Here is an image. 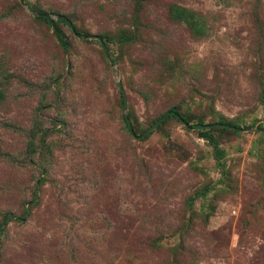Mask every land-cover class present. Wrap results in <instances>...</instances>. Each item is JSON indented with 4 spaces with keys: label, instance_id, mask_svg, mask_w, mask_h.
<instances>
[{
    "label": "rangeland",
    "instance_id": "374dc122",
    "mask_svg": "<svg viewBox=\"0 0 264 264\" xmlns=\"http://www.w3.org/2000/svg\"><path fill=\"white\" fill-rule=\"evenodd\" d=\"M24 1L0 0V264H264V0ZM174 106L205 129L124 122Z\"/></svg>",
    "mask_w": 264,
    "mask_h": 264
},
{
    "label": "trees",
    "instance_id": "16d2710c",
    "mask_svg": "<svg viewBox=\"0 0 264 264\" xmlns=\"http://www.w3.org/2000/svg\"><path fill=\"white\" fill-rule=\"evenodd\" d=\"M27 1V3H29V5H30V1L29 0H26ZM34 10H36L38 13H39V16H40V18L41 19H44V20H46V21H48L49 23H50V25L54 28V32H55V34H56V36L59 38V41H60V43L62 44V46L63 47H65V48H68L69 47V44H70V42H69V40L66 38V36H65V34L63 33V31H62V29L60 28V26H59V24H58V22L59 21H64V22H67V24H68V21H67V19H65V18H59L58 20H55V19H52V18H50V17H46V16H44V15H40V13H46V12H44L42 9H40V8H36L35 6H31ZM171 14H172V17H174V18H176V19H182V20H186L187 22H193L194 23V20H193V18L190 16L191 15V13H189V10L188 9H186L185 7H183V6H177V5H174V6H172V11H171ZM66 18H68V17H66ZM71 22H72V24H73V27H74V32H76L78 35H81V32L79 31V29H78V27H77V25L70 19V18H68ZM135 21H136V19H135ZM69 25V24H68ZM128 34V33H127ZM126 33H124L123 34V36H122V39L123 40H125V41H128V40H130V36L129 35H127ZM102 37V39H103V41H104V43H105V38H104V36H101ZM122 92V91H121ZM3 94H2V92L0 91V102L2 101V99H3ZM121 97L123 98L122 100H121V102H122V104L124 105V99H125V97H124V95H123V93H122V95H121ZM169 114H168V117L170 118V117H176V118H178L180 121H182L183 123L186 121V122H188L189 124H191V125H206L205 124V121H204V119H203V117H194L192 114H189L188 112H186V111H182V110H180L178 107H176V106H174V107H172L171 109H170V111L168 112ZM129 117H130V114H129ZM131 118V117H130ZM194 119H197L198 121H197V123H194V124H192V120H194ZM124 122H125V124H126V126L129 128V124H128V121H127V118H126V114H125V117H124ZM164 122V121H163ZM216 123H220V122H216ZM227 124V123H226ZM229 125H231V124H229ZM213 126V125H212ZM234 126V125H233ZM134 127V126H133ZM217 128H227V127H221V126H219V127H217ZM235 128V127H234ZM205 129V128H204ZM204 129H202L201 131H199L203 136H208L207 135V132H204L203 130ZM129 130H130V128H129ZM216 152L217 153H220L221 152V150L219 149V147H216ZM33 207H34V200L32 199V198H29L28 199V201H27V206H26V210H25V213H24V218H26L27 220L30 218V216H32V210H33ZM6 217H7V219L6 220H11V221H14V220H16L17 219V217H16V214H15V212H13V211H8V212H6Z\"/></svg>",
    "mask_w": 264,
    "mask_h": 264
},
{
    "label": "water",
    "instance_id": "95a60500",
    "mask_svg": "<svg viewBox=\"0 0 264 264\" xmlns=\"http://www.w3.org/2000/svg\"><path fill=\"white\" fill-rule=\"evenodd\" d=\"M22 3H25L24 0H21ZM40 15H44L46 17H50L48 13H40ZM59 18H65L67 19L68 21V24L71 26L72 30H74V27H73V24L72 22L66 18L65 16L63 15H60ZM75 34H77L75 32ZM78 35V34H77ZM99 40H101V42H103V39L101 36H98ZM120 88H121V91L125 97L124 99V107L126 108V110H128V98L126 96V91H125V88H124V85H123V82L122 81H119L118 82ZM168 117V114H166L165 116L161 117L160 119H158L145 133L141 134V135H138L136 134L135 130H134V127H133V124H132V120L131 118L129 117V113L127 112L126 113V118H127V121H128V124H129V128H130V131L132 133L133 136H135L136 138H140V137H144L146 136L147 134H149L150 132H152L154 129H156L166 118ZM184 124L190 128H193V129H201V128H204L206 125H190L188 122H184ZM213 125H217V126H223V127H232L234 128L235 126L233 125H229V124H226V123H214ZM264 131V128L262 129Z\"/></svg>",
    "mask_w": 264,
    "mask_h": 264
}]
</instances>
